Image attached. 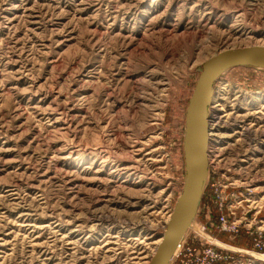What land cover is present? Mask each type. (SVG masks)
<instances>
[{
	"label": "rangeland",
	"instance_id": "obj_1",
	"mask_svg": "<svg viewBox=\"0 0 264 264\" xmlns=\"http://www.w3.org/2000/svg\"><path fill=\"white\" fill-rule=\"evenodd\" d=\"M248 46L264 0H0V264H147L202 65ZM213 93L209 177L232 183L239 231L211 228L207 176L182 240L264 264L248 235L264 233V69H227Z\"/></svg>",
	"mask_w": 264,
	"mask_h": 264
},
{
	"label": "water",
	"instance_id": "obj_2",
	"mask_svg": "<svg viewBox=\"0 0 264 264\" xmlns=\"http://www.w3.org/2000/svg\"><path fill=\"white\" fill-rule=\"evenodd\" d=\"M251 66L264 69V46L227 48L217 52L202 65L186 112L183 154L185 179L166 225L161 242L147 264H169L176 248L193 219L201 201L208 176V148L213 87L221 74L230 68Z\"/></svg>",
	"mask_w": 264,
	"mask_h": 264
},
{
	"label": "built area",
	"instance_id": "obj_3",
	"mask_svg": "<svg viewBox=\"0 0 264 264\" xmlns=\"http://www.w3.org/2000/svg\"><path fill=\"white\" fill-rule=\"evenodd\" d=\"M209 178L210 179L208 181V187L211 192L209 196L211 197L213 212L216 213L217 216L216 220L214 219L211 222V228L219 233H238L239 225L237 223L238 221L234 217L235 213L233 211L234 203L232 198H234V195L232 193L225 194V190H227L229 186L232 185V183H230L228 180L216 179L214 175H210ZM229 198L230 201L227 202ZM249 229H251V227H249ZM248 235L250 237L253 251L264 254L263 231L249 230ZM232 252L233 251L227 249L226 247H220L218 245H196L188 242H183L182 240L176 248L175 258L177 264H217L221 261L232 259Z\"/></svg>",
	"mask_w": 264,
	"mask_h": 264
},
{
	"label": "bare ground",
	"instance_id": "obj_4",
	"mask_svg": "<svg viewBox=\"0 0 264 264\" xmlns=\"http://www.w3.org/2000/svg\"><path fill=\"white\" fill-rule=\"evenodd\" d=\"M209 139H210V132H209ZM191 223H192V220L190 221V223H189V225H188V227H190V225H191ZM188 227H187V229H188ZM187 231V230H186ZM185 235V234H184ZM184 235H183V237H184ZM183 237L181 238V240H180V242L182 241V239H183ZM161 242V241H160ZM159 242V243H160ZM179 242V243H180ZM255 252V251H254ZM258 253V252H257ZM259 254H261V253H259ZM174 255H175V253H174ZM174 257V256H173ZM173 259V258H172ZM264 259V258H263ZM264 261V260H263ZM171 262V261H170Z\"/></svg>",
	"mask_w": 264,
	"mask_h": 264
}]
</instances>
